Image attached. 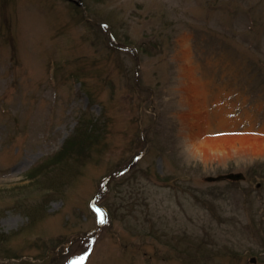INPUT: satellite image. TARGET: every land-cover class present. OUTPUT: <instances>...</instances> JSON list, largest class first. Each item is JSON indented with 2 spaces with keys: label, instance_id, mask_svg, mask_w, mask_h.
I'll list each match as a JSON object with an SVG mask.
<instances>
[{
  "label": "rangeland",
  "instance_id": "1",
  "mask_svg": "<svg viewBox=\"0 0 264 264\" xmlns=\"http://www.w3.org/2000/svg\"><path fill=\"white\" fill-rule=\"evenodd\" d=\"M80 1L0 0V263H264V0Z\"/></svg>",
  "mask_w": 264,
  "mask_h": 264
},
{
  "label": "trees",
  "instance_id": "2",
  "mask_svg": "<svg viewBox=\"0 0 264 264\" xmlns=\"http://www.w3.org/2000/svg\"><path fill=\"white\" fill-rule=\"evenodd\" d=\"M86 129H87V132L84 134L83 138L81 137L77 141L68 144V147L66 145L67 149L65 147V143L66 142L62 145L59 153L60 152H65L64 154L57 155V153H56L53 156L54 158L52 157V160H50L47 164L42 163L44 165L41 164L42 166L39 165L35 169H37V168H39L41 166L40 167L41 169L53 171L55 168H57V165L56 164L58 163V161L60 159H62L63 157H67V155L72 154V153L80 154V152H82L81 151L82 149L88 150V149L95 148V144L100 140V136L95 132L94 129H91L90 130V129H88V127H86ZM78 148L80 149V151L78 150ZM76 150H78V151H76ZM47 167H48V169H46ZM32 170H30V172ZM55 172H56V170H55ZM34 174L35 173L33 171V175ZM31 175H32V173H31ZM31 175L29 174L26 177V180L32 178ZM52 179H53L52 182L49 179L45 180V183H48V185H46V186H48V188H45L46 189L45 191H47V190H53V189H56V190L59 189V183H60L59 182V179L56 177V175H55V178H52ZM45 183H41V185H43ZM38 186H39V184H38ZM18 190H19V192L22 191L20 187H16V188H12L10 193L11 194H16L18 192ZM51 192H54V191H51ZM48 193H50V192H48ZM28 207H29L28 208L29 210L33 209L34 211L32 213H36V215L41 214V212H43V210H44L43 205L41 204L40 201L39 202L32 203V204H29ZM107 213H108V218H111L112 219V216H111L110 208L109 207H107ZM36 215L35 216H31L30 217L31 218V222H27L24 226L20 227V229H18V230L21 233H24V230L27 228V225H30L32 223L33 218L37 217ZM9 237L10 236L7 235V236H4L2 239H0V244L3 243L4 241H7ZM43 250H44V248H41L40 253L37 254V255H39L37 258H40V257H43V256L46 255V252H43ZM205 256H207V254H205ZM10 258H18V259H21V255H15L14 257H10ZM11 264H32V263L31 262H28V261H22V260H20L17 263L15 262V263H11Z\"/></svg>",
  "mask_w": 264,
  "mask_h": 264
},
{
  "label": "snow or ice",
  "instance_id": "3",
  "mask_svg": "<svg viewBox=\"0 0 264 264\" xmlns=\"http://www.w3.org/2000/svg\"><path fill=\"white\" fill-rule=\"evenodd\" d=\"M95 211H97L100 214L101 222H103V212L102 210L96 208ZM88 256V252L83 253L81 256L77 257V261L82 262L84 261ZM73 264H76V262H73Z\"/></svg>",
  "mask_w": 264,
  "mask_h": 264
},
{
  "label": "bare ground",
  "instance_id": "4",
  "mask_svg": "<svg viewBox=\"0 0 264 264\" xmlns=\"http://www.w3.org/2000/svg\"><path fill=\"white\" fill-rule=\"evenodd\" d=\"M67 1H68V3L72 4L73 6H75L78 9H83V10L85 9V7H81L83 5V2L80 0H67ZM0 28H1V23H0ZM191 89L193 90V87ZM123 170H125V169H123ZM120 172H122V171L119 170V173Z\"/></svg>",
  "mask_w": 264,
  "mask_h": 264
},
{
  "label": "water",
  "instance_id": "5",
  "mask_svg": "<svg viewBox=\"0 0 264 264\" xmlns=\"http://www.w3.org/2000/svg\"><path fill=\"white\" fill-rule=\"evenodd\" d=\"M227 178H238V177H241V175L240 174H238V175H228V176H226Z\"/></svg>",
  "mask_w": 264,
  "mask_h": 264
}]
</instances>
